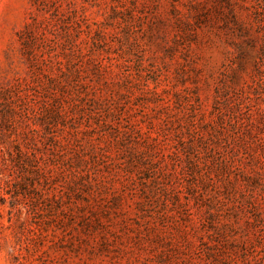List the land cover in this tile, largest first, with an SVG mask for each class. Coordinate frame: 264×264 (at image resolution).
Masks as SVG:
<instances>
[{"label": "rangeland", "instance_id": "1", "mask_svg": "<svg viewBox=\"0 0 264 264\" xmlns=\"http://www.w3.org/2000/svg\"><path fill=\"white\" fill-rule=\"evenodd\" d=\"M0 264H264V0H0Z\"/></svg>", "mask_w": 264, "mask_h": 264}]
</instances>
